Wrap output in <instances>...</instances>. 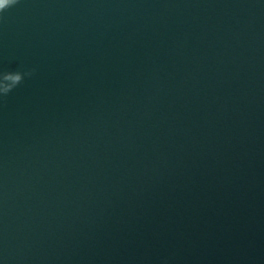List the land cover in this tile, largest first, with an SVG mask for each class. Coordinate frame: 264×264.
<instances>
[{
	"label": "water",
	"instance_id": "obj_1",
	"mask_svg": "<svg viewBox=\"0 0 264 264\" xmlns=\"http://www.w3.org/2000/svg\"><path fill=\"white\" fill-rule=\"evenodd\" d=\"M17 71L0 264H264V0H17Z\"/></svg>",
	"mask_w": 264,
	"mask_h": 264
},
{
	"label": "clouds",
	"instance_id": "obj_2",
	"mask_svg": "<svg viewBox=\"0 0 264 264\" xmlns=\"http://www.w3.org/2000/svg\"><path fill=\"white\" fill-rule=\"evenodd\" d=\"M17 3V0H0V12L5 10V6L8 8ZM25 75H31V72H5L0 74V93L8 94L16 86H18Z\"/></svg>",
	"mask_w": 264,
	"mask_h": 264
}]
</instances>
